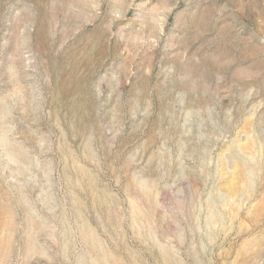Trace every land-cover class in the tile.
<instances>
[{
	"label": "rangeland",
	"instance_id": "374dc122",
	"mask_svg": "<svg viewBox=\"0 0 264 264\" xmlns=\"http://www.w3.org/2000/svg\"><path fill=\"white\" fill-rule=\"evenodd\" d=\"M0 264H264V0H0Z\"/></svg>",
	"mask_w": 264,
	"mask_h": 264
}]
</instances>
